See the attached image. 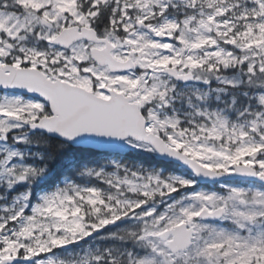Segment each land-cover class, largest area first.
<instances>
[{
	"label": "snow or ice",
	"instance_id": "snow-or-ice-1",
	"mask_svg": "<svg viewBox=\"0 0 264 264\" xmlns=\"http://www.w3.org/2000/svg\"><path fill=\"white\" fill-rule=\"evenodd\" d=\"M0 264H264V0H0Z\"/></svg>",
	"mask_w": 264,
	"mask_h": 264
}]
</instances>
